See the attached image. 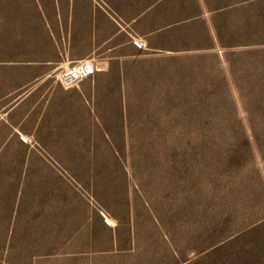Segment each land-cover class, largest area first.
Segmentation results:
<instances>
[{
  "label": "rangeland",
  "instance_id": "obj_1",
  "mask_svg": "<svg viewBox=\"0 0 264 264\" xmlns=\"http://www.w3.org/2000/svg\"><path fill=\"white\" fill-rule=\"evenodd\" d=\"M96 2L127 58L1 159L0 264H264V0ZM68 6L0 0V59L78 37Z\"/></svg>",
  "mask_w": 264,
  "mask_h": 264
},
{
  "label": "crops",
  "instance_id": "obj_2",
  "mask_svg": "<svg viewBox=\"0 0 264 264\" xmlns=\"http://www.w3.org/2000/svg\"><path fill=\"white\" fill-rule=\"evenodd\" d=\"M257 1L205 0L204 12L219 13ZM69 4L66 29L77 30L78 37L25 40L21 53L0 59V182L1 159L14 156L8 152L11 143H27L23 135L38 134L47 116L48 98L72 91L53 78L60 65L93 59L108 66L112 60L127 58V30L112 19L106 4L92 0H69Z\"/></svg>",
  "mask_w": 264,
  "mask_h": 264
},
{
  "label": "built area",
  "instance_id": "obj_3",
  "mask_svg": "<svg viewBox=\"0 0 264 264\" xmlns=\"http://www.w3.org/2000/svg\"><path fill=\"white\" fill-rule=\"evenodd\" d=\"M96 2V0H94ZM103 70L93 59L64 63L53 74L56 82L65 89L79 88L80 84L97 72Z\"/></svg>",
  "mask_w": 264,
  "mask_h": 264
}]
</instances>
